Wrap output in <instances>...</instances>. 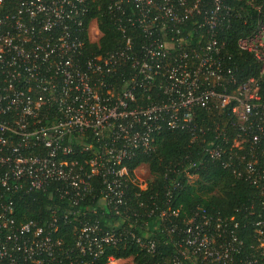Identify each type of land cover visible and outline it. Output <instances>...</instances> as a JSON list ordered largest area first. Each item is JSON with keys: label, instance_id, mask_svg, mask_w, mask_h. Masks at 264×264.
Instances as JSON below:
<instances>
[{"label": "built area", "instance_id": "1", "mask_svg": "<svg viewBox=\"0 0 264 264\" xmlns=\"http://www.w3.org/2000/svg\"><path fill=\"white\" fill-rule=\"evenodd\" d=\"M94 9L119 46L99 51ZM235 24L263 73L264 0H0V264H264V198L249 212L258 255L234 217L128 205V187L152 180L129 163L164 130L196 140L210 129L200 111L224 125L203 152L264 194V100L228 63ZM46 191L58 196L47 215L18 219L16 199ZM66 224L71 243L57 236Z\"/></svg>", "mask_w": 264, "mask_h": 264}, {"label": "trees", "instance_id": "2", "mask_svg": "<svg viewBox=\"0 0 264 264\" xmlns=\"http://www.w3.org/2000/svg\"><path fill=\"white\" fill-rule=\"evenodd\" d=\"M102 2L105 3L106 0H102ZM99 14L94 9L92 16L97 18L101 31L98 45L100 46L99 51L102 52L119 46L123 38L112 24L109 16H100ZM118 16L119 14H116V17ZM247 29L235 24L228 31L227 48L231 55L228 63L238 69L237 76L239 78L246 80L249 77H254L258 80L260 94L264 100V72H260V65L251 54L237 49V39L245 34ZM91 46L97 48L96 44H91ZM218 117L200 111L198 120L205 126H209L210 129H205L204 134L196 140L192 141L185 132L164 130L156 137L153 152L146 155L137 154L129 166L134 167L143 163L147 166L152 180L144 191H138L133 186L128 187L127 196L130 198L128 205L132 211L139 210L137 205L139 201H145L149 206L156 203L162 209L170 206L172 209H179L181 217L186 216L197 207H203L221 216L234 217L241 225L240 235L245 241V252L258 255L257 241L250 223L257 218L255 214L260 211L259 204L264 198V194L260 189L238 178L230 168H224L220 161L212 160L208 154L203 152L204 147L215 139V123H220V127H224ZM225 131L229 133V137L234 133V130L229 126H226ZM215 140L222 141L220 137ZM262 143L264 144V141ZM225 146H230V142ZM190 161H201L202 168L193 172L191 168H188ZM187 173L194 174L193 181L186 177ZM177 181L180 182V185L174 189L173 184ZM57 198L56 194L46 191L16 199L15 215L21 220L38 219L40 215L46 216L47 208L58 203ZM93 198H99V196L95 194ZM90 202L93 203L92 200ZM251 205H254L255 214L253 215L249 214ZM150 219V223L153 224L155 220L153 217ZM247 222L250 225L243 227L242 225ZM70 229L69 224L61 225L63 232L57 236L65 239V242L71 243L73 234ZM161 250L164 251V255L167 252L170 253L166 246ZM135 252V248L131 247L114 253L119 257Z\"/></svg>", "mask_w": 264, "mask_h": 264}, {"label": "rangeland", "instance_id": "3", "mask_svg": "<svg viewBox=\"0 0 264 264\" xmlns=\"http://www.w3.org/2000/svg\"><path fill=\"white\" fill-rule=\"evenodd\" d=\"M140 171H141V172H139V174H140L141 177H143V178L148 177V178H151V179H152V177L150 176L149 171H148V169H147V166L144 167V168H141ZM189 179H190L191 181H193V180H194V176L191 175V176L189 177Z\"/></svg>", "mask_w": 264, "mask_h": 264}]
</instances>
